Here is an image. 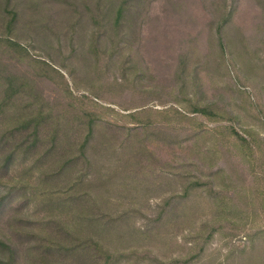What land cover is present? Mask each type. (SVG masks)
I'll return each instance as SVG.
<instances>
[{
  "label": "rangeland",
  "instance_id": "374dc122",
  "mask_svg": "<svg viewBox=\"0 0 264 264\" xmlns=\"http://www.w3.org/2000/svg\"><path fill=\"white\" fill-rule=\"evenodd\" d=\"M0 264H264V0H0Z\"/></svg>",
  "mask_w": 264,
  "mask_h": 264
},
{
  "label": "trees",
  "instance_id": "16d2710c",
  "mask_svg": "<svg viewBox=\"0 0 264 264\" xmlns=\"http://www.w3.org/2000/svg\"><path fill=\"white\" fill-rule=\"evenodd\" d=\"M123 12V7L121 6L120 8H119V10H118V13L119 14H121ZM119 18H117V19H120L122 16H118ZM202 112H204V111H202ZM93 125H94V123H93V121L91 120V121H88V131H87V139H89L90 137H92V135H93ZM82 149L83 150H85V146L83 145L82 146Z\"/></svg>",
  "mask_w": 264,
  "mask_h": 264
}]
</instances>
